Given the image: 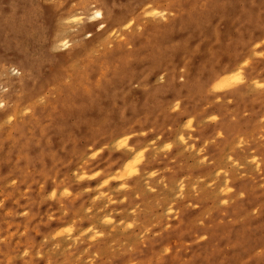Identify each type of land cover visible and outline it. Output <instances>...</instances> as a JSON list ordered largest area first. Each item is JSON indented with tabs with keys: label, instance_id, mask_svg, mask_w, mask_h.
Listing matches in <instances>:
<instances>
[{
	"label": "rangeland",
	"instance_id": "374dc122",
	"mask_svg": "<svg viewBox=\"0 0 264 264\" xmlns=\"http://www.w3.org/2000/svg\"><path fill=\"white\" fill-rule=\"evenodd\" d=\"M0 264H264V0H0Z\"/></svg>",
	"mask_w": 264,
	"mask_h": 264
},
{
	"label": "bare ground",
	"instance_id": "6f19581e",
	"mask_svg": "<svg viewBox=\"0 0 264 264\" xmlns=\"http://www.w3.org/2000/svg\"><path fill=\"white\" fill-rule=\"evenodd\" d=\"M100 13L102 14H104V19L106 18L107 19V16H110V14L109 13H106V11L104 12V10H102L101 8L100 9H97L96 11H94V12H92L91 13V15L92 16H94V15H100ZM100 17V16H99ZM109 21H107V23H108ZM102 22H100V24H101ZM64 40V39H63ZM66 43H68V41L66 42ZM223 75V74H222ZM15 85V84H14ZM1 103H2V101H1Z\"/></svg>",
	"mask_w": 264,
	"mask_h": 264
}]
</instances>
